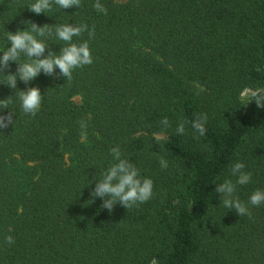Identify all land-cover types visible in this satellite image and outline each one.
Here are the masks:
<instances>
[{
  "label": "trees",
  "instance_id": "trees-1",
  "mask_svg": "<svg viewBox=\"0 0 264 264\" xmlns=\"http://www.w3.org/2000/svg\"><path fill=\"white\" fill-rule=\"evenodd\" d=\"M33 2L0 0V56L11 46L8 31L29 22L53 31L87 24L94 37L73 42L88 41L93 63L70 82L56 69L55 78L18 79L17 89L0 74V99L8 100L0 115L15 114L0 129V264H264V204L238 216L214 191L235 183L237 161L252 179L235 195L247 204L264 190V108L253 95L242 100L248 88L264 94V0H100L107 15L95 0L53 3L39 15L27 7ZM37 38L45 55L65 46L55 35ZM28 87L43 95L35 117L21 109ZM201 113L207 131L196 139L190 122ZM116 146L153 181L154 194L109 212L91 192Z\"/></svg>",
  "mask_w": 264,
  "mask_h": 264
},
{
  "label": "clouds",
  "instance_id": "clouds-1",
  "mask_svg": "<svg viewBox=\"0 0 264 264\" xmlns=\"http://www.w3.org/2000/svg\"><path fill=\"white\" fill-rule=\"evenodd\" d=\"M53 3L61 9L79 8L81 0H34L28 9L39 15L52 10ZM93 8L97 13L107 15V8L100 3V0H95ZM30 29L17 30L15 33L9 32L6 39L10 42V47L0 56V74H3L5 81L2 84L7 85L11 89H17V80L19 79L25 85L34 80L41 73L56 77V69H59V75L71 81L73 71L77 68H82L93 63V57L87 40L81 43L73 42L74 37H80L87 32L89 39L94 37V26L90 29L87 24H61L54 28V31L48 24L39 26L34 22ZM53 35L63 41L64 45L60 48L59 53L49 51L45 55L48 45L44 39L50 38ZM27 57V60L21 62V56ZM10 62L17 63L15 73L5 70L10 68ZM259 71V69H257ZM19 100L21 109L24 114L35 117L41 109L43 95L38 87H28L26 90L19 92ZM257 107L264 108V94L253 93V99ZM251 101V102H252ZM0 109H8V100L0 99ZM15 114L10 111L7 115H0V129H6L9 125H13V116ZM207 114L201 113L195 116L191 123L194 132L199 133L196 139L206 134ZM81 127H85L83 121L80 122ZM164 128L170 127V122L167 117L160 122ZM185 133V123L181 122L176 127V134L182 136ZM163 136H157L159 142L164 139ZM113 158V163L102 174V179L96 181L95 188L91 192L93 198H102L103 203L101 208L107 209L109 212L115 208L117 204L130 209L138 207L149 201L153 197V181L150 178H141L139 169L131 162L130 159L122 158V153L119 146L113 147L110 150ZM162 169H167L168 162L164 158L159 160ZM245 164L235 162L231 165L230 174L236 177L235 183L231 179H226L221 183L216 184L215 193L220 196L221 204L229 209L234 210L238 216H247L251 218L252 213L248 205L260 206L264 204V190L257 189L249 197L246 203L242 202L235 195L237 185L243 186L251 182L252 174L245 171ZM5 243L12 245L15 243L14 238L9 235L5 237Z\"/></svg>",
  "mask_w": 264,
  "mask_h": 264
},
{
  "label": "rangeland",
  "instance_id": "rangeland-1",
  "mask_svg": "<svg viewBox=\"0 0 264 264\" xmlns=\"http://www.w3.org/2000/svg\"><path fill=\"white\" fill-rule=\"evenodd\" d=\"M254 90L251 88L246 89L242 94V100L244 103H247L251 96L253 95Z\"/></svg>",
  "mask_w": 264,
  "mask_h": 264
}]
</instances>
